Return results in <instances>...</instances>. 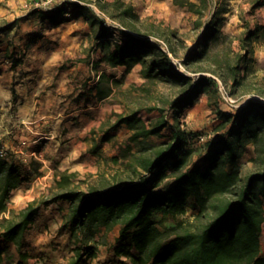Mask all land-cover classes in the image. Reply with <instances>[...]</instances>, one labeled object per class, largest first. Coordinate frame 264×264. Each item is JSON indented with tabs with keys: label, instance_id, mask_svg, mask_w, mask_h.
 <instances>
[{
	"label": "trees",
	"instance_id": "16d2710c",
	"mask_svg": "<svg viewBox=\"0 0 264 264\" xmlns=\"http://www.w3.org/2000/svg\"><path fill=\"white\" fill-rule=\"evenodd\" d=\"M84 1H64L50 8L34 7L31 11L41 12L44 19L54 24L62 22L67 12L83 14L93 26L101 23L99 39L103 58L110 66L132 68L140 63L147 80L166 77L185 87L170 102L176 118L203 93L218 89L214 77L200 75L194 79L183 75L175 66L174 49L137 35L135 31L139 29L132 23L126 22L132 31L121 24V39H110L112 31L102 18L88 11L93 0ZM94 1L123 22L127 17L138 18L133 7L125 6L122 0ZM180 3L203 13L202 7L193 1ZM263 5L264 0H253L252 10ZM110 6L122 10L116 14ZM261 30L264 31V26L258 27L254 34ZM252 34L251 30L242 39L247 52L250 50L247 41ZM209 44L188 54V63L204 56ZM245 59L247 55L240 54L239 63L231 67L235 83L241 82L238 70ZM214 70L218 73V69ZM218 116L223 126H228V122L229 126L217 142L210 143L213 149L204 153L200 163H190L195 151L191 146L194 135L179 120L171 123L162 115L149 124L137 112L121 115L114 127L126 124L133 132L129 143L111 159L121 163L123 171L115 173L112 180L90 185L87 190L72 187L76 171H61L56 180L61 192L49 199H34L16 213L10 206L11 193L28 175L11 158L0 156V264L5 263L11 243L17 246L19 264L28 261L31 253L27 250V231L44 205L61 198L69 200L72 206L68 226L75 246L67 264H88L98 253L96 235L103 228L110 230L117 225H121L122 241L116 247V255L125 256L115 260L118 264H264V104L251 100L234 117L221 109ZM166 129L170 130L169 141L160 145L147 143L150 137L166 134ZM133 143L141 148L134 151ZM250 146L253 155L249 160L254 169L244 173L241 159L249 153ZM169 174L173 175V181L163 183ZM188 210L193 212L191 220H180L164 229L154 218L156 213L175 216ZM9 212L12 215L7 217Z\"/></svg>",
	"mask_w": 264,
	"mask_h": 264
},
{
	"label": "crops",
	"instance_id": "0c3cea01",
	"mask_svg": "<svg viewBox=\"0 0 264 264\" xmlns=\"http://www.w3.org/2000/svg\"><path fill=\"white\" fill-rule=\"evenodd\" d=\"M33 1L38 0H0V29L7 27L0 30L1 144L28 175L11 193V200L22 207L36 195H47L61 171L97 172L103 157L118 155L131 129L114 125L121 115L132 112L116 93V85L143 80L137 71L140 63L127 68L104 60L100 31L83 14L67 12L54 24L27 8ZM64 1L70 0H53ZM88 159L95 164H88ZM71 207L65 198L44 205L26 242L35 227L51 222L70 245L71 257L75 246L68 226ZM120 230L117 225L96 235L98 253L88 264H118L115 260L125 259L116 255Z\"/></svg>",
	"mask_w": 264,
	"mask_h": 264
},
{
	"label": "rangeland",
	"instance_id": "374dc122",
	"mask_svg": "<svg viewBox=\"0 0 264 264\" xmlns=\"http://www.w3.org/2000/svg\"><path fill=\"white\" fill-rule=\"evenodd\" d=\"M84 1V0H83ZM113 1V0H109ZM125 6H131L138 18L127 17L125 22L119 17H113L108 11H103L96 1L89 2L88 9L91 15L104 13L111 19L116 20L120 26L133 30L126 22L132 23L139 29L137 35L150 37L160 43L164 48H173L172 54L175 66L183 75H191L194 79L200 75L214 77L218 80L219 87L215 91L203 93L195 102L182 110L176 118L170 109V102L185 91V87L178 85L166 77H157L147 80L142 74V64L137 69L143 80L116 85V93L127 103L131 112H141L139 115L147 122L153 123L160 116H166L171 123L180 121V125L187 127L193 132L191 146L195 149L190 163H200L204 153L211 151L218 138L226 131L222 120L218 116L221 109L234 117L238 110L243 108L251 100L264 104V31L258 35L254 34L258 27L264 26V5L252 10L253 0H190L201 6L203 13L199 14L187 5L180 3L185 0H122ZM85 2V1H84ZM55 4L53 0H38L28 3L27 8L33 9L36 5ZM88 3V2H86ZM110 10L118 14L110 6ZM90 23V21H89ZM215 23V24H214ZM91 24V23H90ZM122 24V25H121ZM101 23L94 28L99 30ZM252 30L251 38L247 41L248 52L242 47V39ZM215 35L214 38H210ZM123 32L119 31L115 38L121 39ZM209 42L207 53L197 60H190L186 56L193 54ZM246 54L247 59L240 62L239 79L235 83L231 67L239 63V55ZM214 69H218V73ZM151 107H157L151 109ZM116 120L115 118H113ZM111 123L108 120L107 125ZM231 123V122H230ZM163 136H153L147 139V143L160 145L170 140L169 129L164 130ZM132 130L130 133L132 134ZM130 134V136H131ZM121 144V149L130 141ZM133 150L141 148L138 143H133ZM249 153L241 159L244 173L254 169L253 162L249 160L253 155V148L250 146ZM120 152L118 154H120ZM12 154V153H10ZM88 164H95V160L88 159ZM104 165L99 170H77L72 187L87 190L90 185L100 184L105 179L112 180L115 173L123 171L121 163L114 162L111 158L103 157ZM67 170V169H66ZM173 175L169 174L163 183L173 181ZM48 194L36 195L28 200L22 207L20 203L11 200L10 206L16 213L24 209L30 201L43 198L49 199L61 192L55 184H52ZM23 204V203H22ZM192 210L185 214L167 215L156 213L154 218L158 225L164 229L167 226L175 225L180 220H191ZM11 212L6 216L10 217ZM41 225V224H40ZM35 227L28 233L29 248L31 254L24 264H66L70 257V245L61 236V230L57 225L46 224ZM116 227V226H115ZM37 231V232H36ZM101 242V241H100ZM6 260L4 264H19V254L14 243L8 244ZM103 264V263H102Z\"/></svg>",
	"mask_w": 264,
	"mask_h": 264
},
{
	"label": "built area",
	"instance_id": "2783aa9c",
	"mask_svg": "<svg viewBox=\"0 0 264 264\" xmlns=\"http://www.w3.org/2000/svg\"><path fill=\"white\" fill-rule=\"evenodd\" d=\"M47 4V3H46ZM44 5L43 3H39L38 5L35 6V8H50L51 6H53L54 4H50V5ZM99 15L100 18H102L103 20V24L106 25L111 31H112V35L110 36V39L116 41L117 38H115L117 36V34L120 31V24L118 22H116V20L111 19L110 17L106 16L104 13H97ZM2 121L0 120V156L3 158H7L10 159L11 158V152L9 150V148H7L5 145L1 144V134H2Z\"/></svg>",
	"mask_w": 264,
	"mask_h": 264
}]
</instances>
